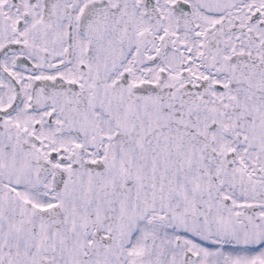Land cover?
Here are the masks:
<instances>
[{
    "label": "snow or ice",
    "instance_id": "obj_1",
    "mask_svg": "<svg viewBox=\"0 0 264 264\" xmlns=\"http://www.w3.org/2000/svg\"><path fill=\"white\" fill-rule=\"evenodd\" d=\"M0 264H264V0H0Z\"/></svg>",
    "mask_w": 264,
    "mask_h": 264
}]
</instances>
